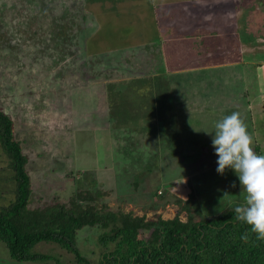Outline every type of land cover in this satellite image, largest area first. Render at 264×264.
Here are the masks:
<instances>
[{
    "label": "rangeland",
    "instance_id": "374dc122",
    "mask_svg": "<svg viewBox=\"0 0 264 264\" xmlns=\"http://www.w3.org/2000/svg\"><path fill=\"white\" fill-rule=\"evenodd\" d=\"M47 1L48 7L44 0H0V111L14 120L15 138L29 159L26 169L33 191L30 208L68 204L78 194L105 193L99 207L106 205L112 211L139 218L145 216L152 221L158 216L172 220L178 215L186 222L187 213L176 199L186 200L192 190L197 195L198 210L205 218L243 204L246 193L240 188L237 175L231 169H226L224 175L218 174L215 149L211 145L210 153L207 152L208 143L197 135L207 132L199 120L197 130L186 128L180 134L181 141L177 140L176 133L178 119L172 122L164 117V121H159L158 114L166 107V99L170 95V100L174 99L173 92L164 86L146 91L148 80L118 77L120 67L128 62L138 66L139 74H148L154 69L169 71L176 63L172 52L178 53L177 60L191 59L192 52L187 56L189 50L184 45L192 42L194 35L188 34L201 36V29L196 33L194 30L217 21L233 26L241 15L232 13L235 0H185L188 13L198 8L208 22L186 19L183 14L180 15L184 19L175 18L176 13H182L176 5L177 10L170 14L173 24L167 31L154 28L152 14H147L150 22H140V28L132 25L142 40H149L147 43L151 45L156 43L169 52L165 51L159 63L152 60L155 50L143 60L145 52L154 47L149 45L150 49L140 53L137 49L130 51L124 48L135 49L138 46L132 45L137 40L123 42L122 37L129 26L128 11L133 15L140 10L144 12L145 8L133 7L145 4L148 9L157 7L158 18L163 19L162 2L86 3L94 17L86 16L81 25L83 0H56L55 5L52 0ZM254 3L260 12L264 0H254ZM66 4H71L68 12H65ZM116 6L121 11L115 9L111 13L113 17L104 12ZM247 9L248 0H245L239 13L244 14ZM63 16L66 18L61 19ZM240 20L244 23L235 30L234 35L239 33L237 39L225 32L224 23L218 24L221 29L214 33V44L218 42L227 47L242 42L243 34L250 31V15ZM180 22H186L187 26H181ZM97 30V34L105 32L122 38V42H113V38L105 42L93 34L87 38L88 33ZM252 35L251 41L257 45L255 53L253 50L255 59L263 62L264 28L257 26ZM207 37L204 36L206 41ZM176 80L180 89L175 92L187 101L192 95L187 91L188 77H176ZM254 82L252 78L251 98L256 96ZM174 101L176 106L182 103L176 95ZM154 104L161 108L155 110ZM179 111L185 114L184 107H179ZM242 118L253 136L255 151L259 146L264 154V114L258 112L257 119L243 114ZM209 130L213 131L214 125ZM13 174L10 160L0 146V207L15 198ZM233 183L235 188L231 187ZM159 191L165 197L158 196ZM98 235L97 231L86 228L77 238L81 253L92 264H98L103 253ZM34 251L56 256L63 264H77L74 255L56 244L43 242ZM0 264L56 263L18 262L0 241Z\"/></svg>",
    "mask_w": 264,
    "mask_h": 264
},
{
    "label": "trees",
    "instance_id": "16d2710c",
    "mask_svg": "<svg viewBox=\"0 0 264 264\" xmlns=\"http://www.w3.org/2000/svg\"><path fill=\"white\" fill-rule=\"evenodd\" d=\"M99 1L117 4L125 3L127 0H83L81 25L86 16L94 17L86 3ZM51 3L55 5L56 0H52ZM44 5L48 7L50 3L44 0ZM67 5L65 12H68L71 6V4ZM115 9L120 10L116 6L111 10L104 9V12L110 13L109 17H113L111 13ZM253 10L255 12L258 10L255 3ZM260 10L262 11L258 13H264V3ZM249 12L250 10L247 9L243 14L244 17ZM126 16L129 26L125 36L122 37L123 42H133L139 37L136 31L134 32L135 27L132 26L136 18L129 11ZM97 21L99 24L103 23ZM110 22L113 24L115 21ZM97 32L98 30L88 33L87 38L89 39V35L93 34L104 38L105 42L108 38H113L112 41L118 44L122 42V38L108 36L105 32L97 34ZM209 35L207 42L209 45H214L213 40L216 36L214 33ZM140 41L145 44L144 47L149 48L151 45L142 39ZM190 43L187 41L185 44L190 45ZM151 47L159 49L156 43ZM152 50L146 51L145 56H150ZM130 63L120 67L122 71L119 72L118 77L141 76L138 66ZM175 119L166 120L174 122ZM192 120L188 122L182 120L184 125L180 126L178 119L177 140L181 141L180 134H183L186 128L197 130L198 124H194ZM159 121H164V117L160 116ZM14 128V120L0 111V146L10 160V168L14 173L12 181L15 185L14 200L0 207V241L8 248L12 259L18 262L53 261L56 264H63L56 256L34 251L36 246L44 242L56 244L71 253L76 258L77 264H92L81 253L77 244L79 233L90 228L99 234L98 243L103 249L98 264H264V241L257 240L246 224L235 219L234 208H228L205 218L199 212L200 206L193 190L186 200L176 197L177 204L187 213L186 222H183L178 215L172 220H164L158 216L157 220L152 221L146 220L145 216L139 218L133 217L130 213L112 211L106 205L99 207V200L105 193L100 196L91 192L78 194L79 196L75 195L68 204L54 203L45 208L31 209L29 205L33 193L32 182L26 169L29 159L24 154L21 142L15 138ZM257 148L256 152L263 154L260 147ZM158 196L165 197V194L159 191ZM245 233L249 235L248 243L241 240V236Z\"/></svg>",
    "mask_w": 264,
    "mask_h": 264
},
{
    "label": "crops",
    "instance_id": "0c3cea01",
    "mask_svg": "<svg viewBox=\"0 0 264 264\" xmlns=\"http://www.w3.org/2000/svg\"><path fill=\"white\" fill-rule=\"evenodd\" d=\"M158 1H160V3L162 2L163 5V7L160 9L163 19L158 18L159 14L156 13L157 9H155L157 7L148 9L145 4L140 6L135 5V9L145 8V11L143 12L140 10L137 14H135L136 19L135 22L133 20L132 25L137 23V28H140V22L144 21L147 24L150 22V18L147 16V14H152V18L156 23L154 28L159 31H167V27L173 24L172 19L174 18L170 17V14L175 13L177 10L176 5L181 8L182 13L180 11L176 13L175 18L184 19L180 15L183 14L186 16V19L196 18L200 22H208V20L203 18V14L199 13L200 10L198 8H193L192 13H188L185 9V5L187 4L185 0ZM244 2L245 0H243L242 3L235 0L231 5L232 13L235 15L241 14L237 16V19L234 21V27L232 25H227V23L217 21L216 24H212L211 26L202 24L201 28L194 30L196 33L197 30L201 29L203 31L201 36L191 33L188 34L189 36L194 35L190 45H184L187 46V50H189L186 52L187 56H189V54L192 52L191 59L186 61L177 60L176 56L178 53L172 52V54H174L173 57L176 59V63L171 69L169 68V71H165V69H154V72L140 74L141 76H137L139 78L148 80L149 86L147 87L146 91L164 86L173 92L174 99L175 95L178 97L179 101L182 102L179 106H176L174 99L170 100L172 97L170 95L166 99L168 101L165 104L166 107L160 111L158 116H162L167 119H179L180 126L184 125L185 121L188 122L189 120L193 119L192 122L197 124V120H199V123L204 125L205 129L207 130V132L200 135L203 136L204 140H206L205 143H208L209 147L207 148V152L209 153L210 146L212 145V137L214 135V130L212 131L209 129L211 125H214L218 120H220V118L237 111L242 117L244 114V116L248 115L249 117H255L256 119L258 112L264 114V109L262 110L264 103H260L261 100L264 102V61L258 62L255 59L256 55L254 53L255 50H257V45H254V43H252L253 41H251L253 40V30L257 28V26L259 28H264V16L262 17L264 13H258L257 11L255 12V10H253L254 0H248V9L250 12L247 15H250V31L248 32L249 34H243L244 36L242 35V42L239 41L224 47V45L218 44V42L214 45H209L204 39V36L218 32L221 29L219 27L220 23H224L223 29L228 35L231 37L234 36L235 39H237L236 37L239 33L234 35L236 32L235 30L239 29L242 22L244 23L243 20L238 21L240 18H244L243 13H239ZM222 10L224 11L225 9L222 8ZM224 12L229 13V11ZM197 17H200L201 20ZM179 24L181 26H187L186 22H180ZM138 36V39H136L137 42L133 43L132 45L138 47L135 49H130L131 47L127 46L124 49H128L130 51L137 49V53H140L142 50H144V48L146 49L147 47H144L145 44L140 41L143 38L139 34ZM148 41L145 40L146 43ZM153 50H155V53L152 54V60L154 63H159L161 58L165 56L166 50H163V48H153ZM145 54L143 56V60L146 58ZM261 58L264 57L261 56ZM176 77H188L187 91L192 95L188 96L187 101H184V97H181L175 92L177 89H180L178 86L179 82L176 80ZM252 78H255L253 85L256 88V96L254 98H251L250 94V90L252 88L250 85ZM154 106L155 110L161 108V106L158 108L155 104ZM179 107H184L185 114L179 111Z\"/></svg>",
    "mask_w": 264,
    "mask_h": 264
},
{
    "label": "clouds",
    "instance_id": "9594fccd",
    "mask_svg": "<svg viewBox=\"0 0 264 264\" xmlns=\"http://www.w3.org/2000/svg\"><path fill=\"white\" fill-rule=\"evenodd\" d=\"M213 133L217 173L224 175L226 169L233 170L246 193L243 204L234 208L235 219L246 224L257 240L264 241V154L255 151L253 136L238 111L218 120ZM241 240L248 243V233Z\"/></svg>",
    "mask_w": 264,
    "mask_h": 264
}]
</instances>
